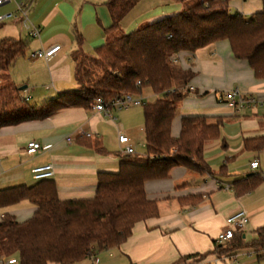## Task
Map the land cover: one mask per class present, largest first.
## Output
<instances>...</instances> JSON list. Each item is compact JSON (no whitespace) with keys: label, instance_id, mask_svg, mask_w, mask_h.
I'll return each instance as SVG.
<instances>
[{"label":"crops","instance_id":"crops-1","mask_svg":"<svg viewBox=\"0 0 264 264\" xmlns=\"http://www.w3.org/2000/svg\"><path fill=\"white\" fill-rule=\"evenodd\" d=\"M107 1L37 0L30 19L41 29L40 39L30 38L19 19L0 25V41L29 40L26 56L8 72L0 73V87L11 84L19 89L26 87L21 95L35 106L76 91L75 58L91 55L97 48L179 14L184 6L194 3V0H186L185 4L142 0L123 20L121 29L109 34L106 30L112 26V20ZM15 10V5L10 4L0 8V15ZM262 10V0H236L231 4L232 14L240 13L248 19ZM78 36L83 41L81 45ZM56 45L61 51L51 59L32 58L35 52ZM175 59L184 71L190 70L195 76L190 83L192 94L179 105L173 118L172 137L179 138L184 117L222 119L220 139L208 143L204 152L207 163L217 174L199 175L185 167H176L168 180L148 182L147 197L158 202L160 216L138 224L129 241L114 251L118 252L121 264H173L183 257L207 253L210 256L205 264H227L229 260L237 263L243 257L248 259V264H264V252L251 248L237 250L225 261L215 254L217 238L226 229L227 219L238 212L245 210L249 218L246 229L240 231L246 242L254 241L264 228V183L242 196L236 195L233 186L257 174L264 179V150L248 152L244 148L245 141L264 137V80H257L249 64L234 57L227 42L212 44L194 55L181 53ZM235 89L254 99L257 105L237 113L218 103L220 94ZM140 98L143 103H153L157 96L145 91ZM137 108L113 110L110 117L93 109H65L45 121L1 129L0 190L33 186L36 184L33 169L53 165L52 180L61 201L94 198L98 174L120 170L125 155L121 153L118 136L126 135L136 144L142 138L140 134L145 133L144 113L141 116ZM31 142L50 148L28 155L26 148ZM210 151L215 156L206 155ZM253 160L260 163L258 171L249 167ZM223 167L225 170L218 173ZM226 186L230 187L229 191L225 190ZM190 196H202L201 203L197 206L179 203ZM35 212V206L24 201L0 211V221L12 216L23 223Z\"/></svg>","mask_w":264,"mask_h":264},{"label":"trees","instance_id":"trees-1","mask_svg":"<svg viewBox=\"0 0 264 264\" xmlns=\"http://www.w3.org/2000/svg\"><path fill=\"white\" fill-rule=\"evenodd\" d=\"M142 0H108L106 5L112 34ZM185 4L186 0H172ZM196 1V2H195ZM236 0H194L176 15L144 26L74 59V80L78 90L31 106L14 84L0 87V130L24 123L45 121L65 109L90 111L98 98L106 103L124 95L143 96L151 91L157 99L143 104L146 154L124 156L118 173H99L92 199L61 201L53 180L0 190V211L24 201L35 206L32 218L20 223L15 217L0 221V260L17 264H79L96 261L98 254L120 249L135 227L159 218L157 201L147 197L148 182L168 180L176 167L199 175L215 176L205 159V147L218 141L222 119L203 116L182 119L179 138L172 137L173 118L179 105L191 94L195 74L184 71L176 61L181 53L194 55L212 44L227 42L237 60L246 61L257 80H264L263 10L251 18L231 13ZM78 36V44H82ZM29 40L5 38L0 41V73L8 72L25 57ZM248 152L264 150V137L245 141ZM225 170L221 168L218 173ZM261 174L234 183L237 196L259 189ZM202 196L179 200L197 206ZM264 252V228L252 242L236 233L227 245H217L218 257L240 249ZM229 254V255H228ZM210 253L183 257L173 264L208 260Z\"/></svg>","mask_w":264,"mask_h":264},{"label":"built area","instance_id":"built-area-1","mask_svg":"<svg viewBox=\"0 0 264 264\" xmlns=\"http://www.w3.org/2000/svg\"><path fill=\"white\" fill-rule=\"evenodd\" d=\"M37 0H0V8L14 4L15 11L6 12L0 15V25L9 20L19 19L22 27L29 34L32 39L41 38V29L35 26L31 19V10ZM61 51L60 46H52L49 49H42L35 52L32 55L33 59L49 60L57 53ZM28 102V100H26ZM218 103L220 105H226L233 109L237 113H241L247 108H253L257 105L256 101L251 98H246L241 90L235 89L218 96ZM144 103L139 97L133 95H124L120 99H117L111 103H106L102 98H98L93 106V110L97 113L104 114L107 117L111 116L113 110L123 111L128 110L131 107H139ZM118 142L121 146V153L126 156L136 155V147L132 143L130 137L120 134L118 136ZM50 147H43L40 143L31 142L26 148L28 155H35L37 153L47 151ZM249 167L252 171H258L260 163L258 160L250 162ZM33 179L36 182L44 180H52L55 176V170L53 165H46L36 167L32 171ZM226 191L230 190L229 186L225 187ZM249 223V218L245 210L238 212L227 219L226 229L217 238V245H227L235 237V234L240 231H244ZM230 257H224L223 260H228ZM0 264H17L16 259H2ZM190 264H205L204 262H192Z\"/></svg>","mask_w":264,"mask_h":264},{"label":"rangeland","instance_id":"rangeland-1","mask_svg":"<svg viewBox=\"0 0 264 264\" xmlns=\"http://www.w3.org/2000/svg\"><path fill=\"white\" fill-rule=\"evenodd\" d=\"M193 4L194 3H192L191 5H193ZM188 6H190V4L184 6L183 10L186 7L188 8ZM6 24H8V23H5V25ZM22 29L24 30V28H22ZM24 31L26 32V30H24ZM91 55H94V53H92ZM36 60L37 61H40L41 59H36ZM31 104H32L31 106H33V105L35 106V103L34 102H31ZM40 104H42V103H40ZM40 104H38V105H40ZM181 105H183V104H181ZM137 111L139 113H141L140 115L142 116V113H143V105L142 106H139V108H137ZM125 113L126 112H120V113L118 112V114H120V115H126L127 113L126 114ZM140 137H142L141 140L138 139L139 141L137 140V142H135L136 144H134V145H135V147L137 149V154L140 155V156H144L146 154V152H147L146 151L145 133L142 132L140 134ZM206 155H208L209 157L215 156V154L212 151H210V153H208ZM226 256L227 255H224L222 257H226ZM248 263H249L248 262V259H246V258L243 257V258H239L237 263H235L234 261H230L229 260L227 264H248ZM79 264H121V260L119 258L118 252H116V251L113 250V251L103 252V253L98 254L97 261H93L92 259H88V260H85V261H83V262H81Z\"/></svg>","mask_w":264,"mask_h":264},{"label":"water","instance_id":"water-1","mask_svg":"<svg viewBox=\"0 0 264 264\" xmlns=\"http://www.w3.org/2000/svg\"><path fill=\"white\" fill-rule=\"evenodd\" d=\"M24 90H26V87H23V88L20 89L21 92L24 91Z\"/></svg>","mask_w":264,"mask_h":264}]
</instances>
